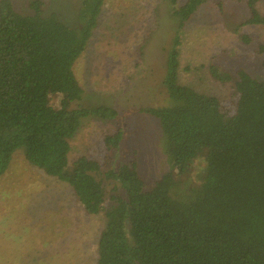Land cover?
I'll list each match as a JSON object with an SVG mask.
<instances>
[{"label":"trees","instance_id":"16d2710c","mask_svg":"<svg viewBox=\"0 0 264 264\" xmlns=\"http://www.w3.org/2000/svg\"><path fill=\"white\" fill-rule=\"evenodd\" d=\"M106 1L80 0L69 22L47 13L44 0H32L27 11L0 0V176L25 148L34 167L72 189L86 215H102L93 264H264V77L212 65V78L230 87L225 98L179 77L181 31L208 0H162L180 21L165 78L174 104L140 111L160 124L169 170L148 187L135 162L104 170L98 158L70 161L84 120L122 119L113 107L85 103L75 71ZM229 1L245 3L242 27L264 28L260 0ZM215 4L221 9L223 1ZM256 53L264 70V44ZM124 137L122 129L104 133L103 150H117ZM200 159L201 183L192 185L187 178ZM178 185L188 201L174 197Z\"/></svg>","mask_w":264,"mask_h":264},{"label":"rangeland","instance_id":"374dc122","mask_svg":"<svg viewBox=\"0 0 264 264\" xmlns=\"http://www.w3.org/2000/svg\"><path fill=\"white\" fill-rule=\"evenodd\" d=\"M12 1L17 9L27 11L32 0ZM44 1L47 13H58L69 22L81 4L80 0ZM215 1L203 4L181 31L179 77L196 90L225 98L230 87L212 78L211 66L232 74L245 68L263 79V57L256 49L264 44V28L241 26L248 17L245 3L221 0L220 9ZM258 8L264 14V0ZM171 9L162 0L106 1L99 29L75 71L85 87V103L113 107L122 119L84 120L71 140L70 161L80 156L98 158L106 163L104 170L135 162L148 187L169 170L161 150L160 124L140 109L174 104L165 78L180 21ZM240 34H247L250 42L245 43ZM120 129L125 132L121 146L106 153L102 136ZM205 166L203 160L197 162L187 178L190 184L201 183L199 174ZM51 179L56 180L27 160L25 148L15 152L8 171L0 176V264L94 263L103 216L86 215L72 189ZM178 187L173 194L185 190ZM107 188L113 185L107 183ZM181 195L174 197L189 200Z\"/></svg>","mask_w":264,"mask_h":264}]
</instances>
